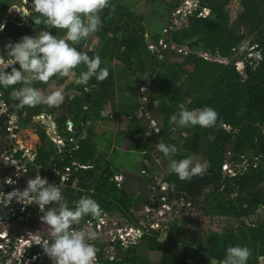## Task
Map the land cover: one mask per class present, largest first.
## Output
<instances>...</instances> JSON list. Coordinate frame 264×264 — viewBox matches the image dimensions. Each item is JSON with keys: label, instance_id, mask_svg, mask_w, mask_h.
Here are the masks:
<instances>
[{"label": "trees", "instance_id": "16d2710c", "mask_svg": "<svg viewBox=\"0 0 264 264\" xmlns=\"http://www.w3.org/2000/svg\"><path fill=\"white\" fill-rule=\"evenodd\" d=\"M10 1L0 0V18ZM155 1L166 5L170 18L153 36L147 32L145 17L133 5L136 1L108 0L100 13V29L93 33L95 45L86 48L90 35L74 44L90 57L99 54L100 66L108 69L105 79L97 80L93 76L87 84H78L76 80L85 66H77L74 82L67 87L77 89L80 94H66L58 106H21L12 95V89L20 87L19 83L3 87L5 96L19 115L22 126H31L38 133L40 143L36 163L43 171L52 173L55 168H65L74 161L90 165L89 169L81 168L77 172L83 190L66 193L69 207H74L80 197L90 196L99 203L101 214H88L82 218L97 219L112 212L134 217L132 208L138 201L133 198L132 188L125 184L118 186L112 180L114 169L105 159L106 155L99 154L97 141L90 135L94 123L107 117L105 105L109 102L114 105L113 70L105 62L118 60L126 72L144 77V83L149 84L147 95H144L147 98L142 96L140 101L137 90H133V96L138 98L120 109V113L130 116L126 133L132 138L130 147L143 151V168L149 170L153 137L143 135L141 123L146 119L150 121L157 113L162 119L158 139L177 146V152L170 156L179 160L199 154L206 165L202 174L186 180L171 171L165 178L169 183V196L176 199L184 196L192 201L205 196L208 203L205 211L226 216L230 225L222 230H205L171 219L165 226L145 232L138 243L130 245L114 259L101 258L99 264H220L226 249L235 244L248 247L247 264H263L264 0H241L243 11L236 18H232L229 9L232 0H191L196 5L183 19L176 12L187 0ZM24 5L30 9L27 21L10 18L4 31L0 32L4 50L9 41L15 42L23 35L35 34L41 29L63 36L65 29L35 23L34 20H42V17L31 7V0ZM206 9L209 12L204 15L202 12ZM176 19L186 22L177 26ZM250 35L248 45L236 59V51ZM162 40L166 47H161ZM151 44L156 48L150 47ZM250 47L255 55L248 57ZM258 52L260 59L256 58ZM221 59L227 62L223 63ZM239 60L244 61L242 69L237 65ZM66 80L67 75L57 74L46 82L35 81L33 84L45 92L49 86H61ZM87 86L89 90H86ZM181 106L188 109L211 106L218 112L217 123L209 127H182L170 122V115H178ZM141 112L144 113L142 117L138 116ZM43 113L55 119L62 138L72 136L77 140L59 156L56 155L57 145L43 124L34 120ZM69 117L74 124L73 130H68L66 125ZM135 127L141 133L138 140L133 138L137 131ZM83 130L87 132L85 136H82ZM53 159L54 167L51 166ZM225 162L233 168V173H225ZM242 163L245 165L239 166ZM148 183L141 193L142 198L148 191ZM160 236L164 239H159ZM148 241L156 242L155 249L160 254L158 261L152 262L142 251L147 248Z\"/></svg>", "mask_w": 264, "mask_h": 264}, {"label": "clouds", "instance_id": "9594fccd", "mask_svg": "<svg viewBox=\"0 0 264 264\" xmlns=\"http://www.w3.org/2000/svg\"><path fill=\"white\" fill-rule=\"evenodd\" d=\"M107 4L108 0H31V7L42 17V20H34L37 25L43 23L48 27L65 29V32L63 36H58L41 29L35 34H25L15 42L9 41L6 45L9 59L0 63V86L7 88L19 83L20 87L12 89V95L21 106H58L64 99L60 90L44 95L34 87L33 82H46L57 74L66 76L79 65H84L85 69L81 71L76 83L87 84L93 76L97 80L105 79L108 69L100 66L99 54L90 57L87 52L78 50L74 44L97 30L102 22L101 10ZM253 50L250 47L248 53L255 55ZM256 58L260 59L259 52L256 53ZM17 63L19 67L16 66ZM142 87L144 96L148 87L145 86V90ZM89 89L87 86L86 90ZM169 120L182 127H209L217 123L218 112L211 106L197 109L181 106L179 114H171ZM155 146L166 156L177 152L175 144L158 141ZM5 163L15 164L14 161ZM169 167L181 180H186L202 174L206 165L200 161L194 162L189 155L179 160L172 159ZM13 199L20 204L35 202L43 213L40 219L48 226L45 232L47 236L35 243L41 244L53 264H95L96 248L92 243L94 233L73 228L83 216L101 214V207L94 198L82 196L74 207H69L61 186L37 172L27 180L23 188L6 192L0 200L9 204ZM249 255L246 245L235 244L226 249L220 264H247Z\"/></svg>", "mask_w": 264, "mask_h": 264}, {"label": "built area", "instance_id": "2783aa9c", "mask_svg": "<svg viewBox=\"0 0 264 264\" xmlns=\"http://www.w3.org/2000/svg\"><path fill=\"white\" fill-rule=\"evenodd\" d=\"M195 5L196 3L187 0L185 5L177 10L176 15L181 14L183 19ZM208 12L209 10L206 9L202 13L205 15ZM7 18L8 16L4 12L0 18V21L5 20L2 23V31L5 29L6 22L10 19ZM178 21L176 19L175 23L178 24ZM160 45L162 48L166 47L165 40L160 41ZM150 47L156 48L152 44ZM244 48L245 46L242 45L238 50L243 51ZM252 55L253 53H248L247 56L251 57ZM8 59L7 49L4 50L0 44V63L7 62ZM221 61L223 63L227 62L226 59H221ZM237 65L238 68L239 66L243 68L244 61H237ZM16 66L19 67L18 63ZM10 67L8 70H10ZM142 89L145 90L146 87L143 86ZM41 115L52 117L44 113ZM41 115L36 117L41 118ZM67 125L69 130H73L72 121H68ZM153 126L155 132L160 129L155 122ZM26 128L27 133H25ZM33 133L37 135L36 139L32 138ZM51 134L49 135L52 140L60 147L63 144V138L60 135L55 137ZM70 140L73 141L74 138L71 137ZM39 143L40 137L35 129L31 126H22L19 115L13 111V107L5 96L3 87L0 86V199H3L5 193L14 188H23L27 180L37 172L42 176H46L50 182L59 184L64 197H66L67 192L83 190L79 185L80 177L77 172L81 168L89 169L90 165L74 161L72 165L65 168H55L52 173H47L36 163ZM5 161H14L15 164L5 163ZM241 165L245 164L242 163L239 166ZM223 168L230 173L234 171L228 162L224 163ZM32 169H35L34 173H31ZM143 172L145 173L146 170L144 169ZM152 172L154 173L152 174L154 189H151V186L149 189L151 193L158 189L159 204H143L139 211H132L134 217L119 212L104 213L97 219L94 217L81 218L79 223L73 226L74 229L90 230L94 233L92 243L96 248L95 264H99L101 258L114 259L123 253L127 247L138 243L145 232L161 227L163 221H168L176 213V211L172 212L174 209L172 201L179 202L183 206H189L191 199L184 196L169 199V183L165 181V178H161L164 174L163 169ZM122 179L120 172H115L112 176V180L118 186H121ZM152 198L155 199L150 197V199ZM42 214L35 202L20 204L13 199L11 203L7 204L6 202L4 204L0 200V264H44L45 262L53 264V261L44 253L41 244L35 243V241L47 236L45 232L48 226L46 225L42 229L39 225L43 222L40 219ZM31 222H34V224H31Z\"/></svg>", "mask_w": 264, "mask_h": 264}, {"label": "rangeland", "instance_id": "374dc122", "mask_svg": "<svg viewBox=\"0 0 264 264\" xmlns=\"http://www.w3.org/2000/svg\"><path fill=\"white\" fill-rule=\"evenodd\" d=\"M136 1V3H133V5L136 6V10H138L139 14L145 17V21L147 24V32L149 35L153 36L152 34L156 32H160L162 30V27L165 26L168 23V20L170 18V15L168 13L167 7L163 2H158L155 0H131ZM26 0H11L8 8L6 9L5 13L7 14L8 18L15 19L16 21H21V22H26L28 14L30 13V9L24 5ZM230 13L232 15V18H236L242 11H243V5L241 4V0H232L229 5ZM6 19V20H7ZM5 20L0 21V28H2V23ZM186 21L179 19L177 26H182ZM100 27H97V30H99ZM0 32L2 33V30L0 29ZM247 32H250L247 30ZM250 34V33H248ZM95 35L92 33L90 34L88 44H94L92 43L91 39H95ZM252 36L250 35L249 38L243 43V46L248 45L250 39ZM98 40V38H97ZM89 44V45H90ZM88 45V46H89ZM95 45V44H94ZM240 50L236 51L235 57L236 59L240 55ZM235 57H233V60H235ZM111 61L106 60V63H110ZM243 64V62H242ZM240 69L242 67L239 66ZM116 69H119V66L116 67ZM116 69H113V90H114V95H116L117 89L119 91V96L116 98L118 99V102L114 101V105L116 108H118L119 102L122 101L123 99H132L134 97L135 101V96L132 93L134 89L135 91L138 88V83H142V79L137 81L136 77H134L132 74L127 72L124 78H123V83H118L117 78L115 77L116 74ZM72 71V70H71ZM70 71L68 74L69 77H73V73ZM139 77V76H138ZM140 78H142L140 76ZM144 79V78H143ZM138 85V86H137ZM125 87L128 88L129 92L125 91ZM61 92L64 94L65 90L61 89ZM146 95V94H143ZM111 104V102H109ZM128 104H133L130 101L125 100L123 102V105H128ZM121 105L119 108L121 109ZM119 109V110H120ZM118 110V111H119ZM41 115V114H40ZM38 116V115H37ZM39 117H34L36 121H41L44 126L47 128L48 134H50V129L53 125L52 119L50 116H45L41 115ZM156 124L157 126L161 127V118H156ZM41 123V124H42ZM95 124V123H94ZM109 124V122H108ZM107 123L105 122H100L95 130V133L93 134V137L96 139L98 148H99V154L101 156L106 155L105 159L109 160L110 164L112 165L113 169L120 170L125 176H126V183L127 185L131 186L133 190V198L136 201H141L142 200V195L141 193L143 190L146 188V180H145V174L142 173L143 170V162H144V157L143 154L141 153L140 150L137 149H124L119 146L120 140L123 139V135H118L114 134L113 128L106 126ZM106 126V127H104ZM25 133H27V128L25 130ZM128 133V132H127ZM126 133V135H127ZM36 137L33 136V139ZM52 139V138H51ZM54 142V141H53ZM55 143V142H54ZM56 144V143H55ZM57 145V144H56ZM190 156L193 157V161H200L203 163L202 157L199 154H191ZM163 159L165 160V164L163 166V171L164 174L161 176V178H166V176H169L171 173V168L169 167L170 162L173 158L170 155L164 156ZM149 189V188H148ZM138 214V212H136ZM215 220V219H213ZM210 223V222H207ZM235 222H233L234 224ZM160 239H164V236H160ZM156 242L154 241H148L147 248H142V251H144L150 260L152 262L158 261L159 260V252L158 250L155 249ZM263 264H264V258L261 259Z\"/></svg>", "mask_w": 264, "mask_h": 264}, {"label": "crops", "instance_id": "0c3cea01", "mask_svg": "<svg viewBox=\"0 0 264 264\" xmlns=\"http://www.w3.org/2000/svg\"><path fill=\"white\" fill-rule=\"evenodd\" d=\"M92 40V43H94V41H95V39L93 38V39H91ZM97 41V40H96ZM90 44V43H89ZM88 44V41H87V46H86V48L88 49V48H91V47H93L94 46V44H90L89 45ZM89 45V46H88ZM105 64H106V66L108 67V68H113V69H116V67H118L119 66V69L117 70L116 69V74H115V77L117 78V81H118V83H123V78L125 77V76H127L126 75V71L124 70V67H123V65L121 64V62H119L118 60H114V61H112V62H110V63H106L105 62ZM72 73H73V77L71 76V77H67V80H66V82H65V84H63V85H61V86H57L56 84H53L52 86H49L48 88H47V90L44 92L43 91V89H42V87H36V88H38L44 95H47L48 94V92H50V91H54V90H60L61 91V89H64L65 90V93L63 94V97L67 94V95H69V96H73V95H78V94H80V92L77 90V89H75V88H69V85H68V87H67V84H70V83H72V82H74V79H75V69H73L72 71H71ZM130 73V72H129ZM131 74V73H130ZM134 77H136V79H137V81H139V80H141L142 79V82L144 83L145 82V80L143 79L144 77H142V78H140V75H138V74H132ZM68 76V75H67ZM139 76V77H138ZM147 78V77H146ZM124 84V83H123ZM138 85L139 86H143V84L142 83H138ZM137 85V86H138ZM144 85L145 86H147V83H144ZM141 87H140V90L139 89H137V92H138V95L137 96H139V100L141 101L142 100V92H141ZM148 87V86H147ZM90 88V87H89ZM129 89L128 88H126L125 87V91H127V92H129L128 91ZM130 90H134V89H130ZM148 90H149V87H148ZM148 90L147 91H145L146 92V95H147V92H148ZM130 93V92H129ZM117 96H119V91H118V89H117V92H116V95H114V99L113 100H115L116 102H118V99L116 98ZM138 97H136L135 98V100L137 99ZM125 100H127V101H130L131 100V103H134V97L132 98V99H125ZM124 99L122 100V101H120L119 102V105H118V108H116L115 107V105H112V104H109V103H107L106 105H105V109H104V112H105V114L107 115V117H104V118H102V119H99V120H97L96 122H95V124H94V128H93V130L91 131V133H90V135L93 137V134L95 133V130H96V128H97V126L96 125H98L100 122H105V123H107V125L106 126H109V127H112L113 128V131H114V134H116V136H118V135H123V139L122 140H120V142L121 143H119V146L120 147H122V148H124V149H131V147H130V145H131V141H132V138H130L129 136V133L126 135V131L128 130V127H129V125H130V122H131V119H130V116H128V115H125V114H123V113H120V106L121 105H123V102L125 101ZM119 110V111H118ZM143 114L144 113H138V116H140V117H142L143 116ZM153 116H154V118H151L150 119V121H148V119H146L145 120V122H143V123H141V128L143 129V135L144 136H146L147 138H151L152 137V134H153V132H155V128H154V122L156 123V118L158 117V118H161V117H159L158 115H157V113L154 115L153 114ZM51 119H52V122H53V125H50V126H52L51 127V129H50V133H52L51 135L52 136H58V135H60L59 134V132H58V129H57V125H56V122H55V119H53V117H51ZM72 118L71 117H69L68 118V121H72L71 120ZM67 121V122H68ZM67 122H66V125H67ZM108 122H109V124H108ZM161 123H162V119H161ZM68 126V125H67ZM73 126H74V124H73ZM106 126H104V127H106ZM43 127L46 129V131H47V128H46V126H44L43 125ZM136 129H137V127H135ZM54 130H55V132H54ZM69 130V129H68ZM36 132V131H35ZM37 133V132H36ZM48 133V132H47ZM38 134V133H37ZM87 134V132H85L84 130L82 131V136H85ZM185 134V133H184ZM49 135V134H48ZM33 136H35L36 138H37V135L35 134V133H33L32 134V138H33ZM49 137L51 138V136L49 135ZM141 137V133H140V131L137 129V131H136V134H134L133 135V138H135V140H138L139 138ZM35 138V139H36ZM150 152V151H149ZM141 153L143 154V151H141ZM151 157H152V155H151ZM151 160V159H150ZM148 168H149V170H146V172L144 173L143 172V170H144V168H143V170H142V173L143 174H145V180H146V178H148V182H146V183H148L147 185H148V188H150V186H152L153 185V183H154V181H153V178H152V174H154L153 172H152V170H154L155 172L157 171V170H155V169H152V167H151V165L149 166L148 165ZM115 172H120V170H117V169H114V173ZM163 173H164V171H163ZM120 174L122 175V177H123V179L121 180V185H127V181H126V176L122 173V172H120ZM167 177V176H166ZM128 186V185H127ZM131 187V186H130ZM140 206V205H139ZM132 211L134 212V208L132 209ZM224 219H226L225 217H223V219L221 220L222 222H223V220ZM224 223H225V221H224ZM206 224V223H205ZM226 224V223H225Z\"/></svg>", "mask_w": 264, "mask_h": 264}, {"label": "flooded vegetation", "instance_id": "af4514ba", "mask_svg": "<svg viewBox=\"0 0 264 264\" xmlns=\"http://www.w3.org/2000/svg\"><path fill=\"white\" fill-rule=\"evenodd\" d=\"M158 134L159 130L157 132H153L152 134V145L153 149L150 150V154L152 155L151 162L149 163V166L151 165L152 169H155L157 171L162 170L163 166L165 164V160L163 159L165 154L162 152L158 151L156 149V143L160 141L161 139H158ZM154 171V170H152ZM151 189H154L153 186H151ZM165 193V192H164ZM160 195V193H159ZM150 197H154L155 199H150ZM158 189L155 192H152L149 194L148 199L149 202L141 203L139 201L136 205H134V210L139 211L142 207L143 204L150 203V204H159V199H158ZM169 199H172V197L169 196ZM206 197L203 196L201 198H197L196 201H190L189 206H183L179 202L172 201L174 205L173 211H176L175 215H172L171 218L168 219V221H163L162 226H165L167 222H169L171 219L179 220L182 222L184 225L191 226V227H200L201 229L205 230H222L223 228L227 227L229 224V220L226 218L223 219L224 216H221L219 214H214L212 211L206 212L205 209L208 208V203L205 201ZM155 201V202H152ZM140 205V206H139ZM132 208V209H133ZM121 213V212H119ZM123 214V213H122ZM215 219V220H213ZM217 221V224H214V222ZM225 221V223H224ZM210 222V223H207ZM206 223V224H205ZM124 253V251H123Z\"/></svg>", "mask_w": 264, "mask_h": 264}, {"label": "water", "instance_id": "95a60500", "mask_svg": "<svg viewBox=\"0 0 264 264\" xmlns=\"http://www.w3.org/2000/svg\"><path fill=\"white\" fill-rule=\"evenodd\" d=\"M147 78H148V77H147ZM147 86L149 87V84H148V83H147ZM70 138H71V136H69V137L66 138V139L63 138V144H61L60 147L57 146V148H56V155H57V156L63 154V153H64V149L68 148V147L70 146V144L73 146V145L77 142L76 139H74L73 141H71ZM54 161H55V159H53L52 162H51V166H52V167L55 166V162H54ZM34 172H35V169H32V170H31V173H34ZM225 173H227V171H225ZM157 186L159 187L160 185L158 184ZM150 193H151V190L148 189L147 193H146V194L144 195V197L142 198L141 203H145V202H148V201H149L148 196H149ZM224 217H226V216H224ZM31 224H34V222H31ZM214 224H217V221L214 222ZM39 225H40V227H41L42 229H44V228L46 227V224H45L44 222H42V223L39 224ZM80 227H81V226H80Z\"/></svg>", "mask_w": 264, "mask_h": 264}, {"label": "bare ground", "instance_id": "6f19581e", "mask_svg": "<svg viewBox=\"0 0 264 264\" xmlns=\"http://www.w3.org/2000/svg\"><path fill=\"white\" fill-rule=\"evenodd\" d=\"M73 128H74V126H73ZM72 137V136H71ZM74 138V137H73Z\"/></svg>", "mask_w": 264, "mask_h": 264}]
</instances>
